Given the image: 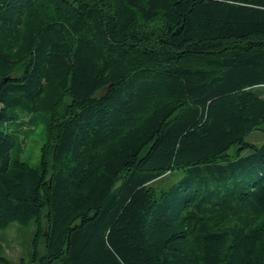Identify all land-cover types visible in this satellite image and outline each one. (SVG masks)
Returning <instances> with one entry per match:
<instances>
[{
    "label": "trees",
    "instance_id": "trees-1",
    "mask_svg": "<svg viewBox=\"0 0 264 264\" xmlns=\"http://www.w3.org/2000/svg\"><path fill=\"white\" fill-rule=\"evenodd\" d=\"M253 132L264 0H0V232L33 224L30 264H264Z\"/></svg>",
    "mask_w": 264,
    "mask_h": 264
},
{
    "label": "rangeland",
    "instance_id": "rangeland-1",
    "mask_svg": "<svg viewBox=\"0 0 264 264\" xmlns=\"http://www.w3.org/2000/svg\"><path fill=\"white\" fill-rule=\"evenodd\" d=\"M38 121L28 123L24 120V127L20 129L18 142L23 144L19 159L31 167L40 164V149L46 140L48 114L38 115ZM13 127V125H11ZM249 143L260 144L264 141L263 132H253L246 137ZM233 153V151L231 150ZM34 226L20 227L12 225L7 231L0 232V246L3 256L13 264H30Z\"/></svg>",
    "mask_w": 264,
    "mask_h": 264
}]
</instances>
